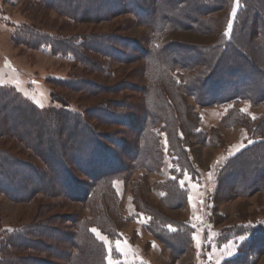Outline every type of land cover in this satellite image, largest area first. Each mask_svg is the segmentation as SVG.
I'll return each mask as SVG.
<instances>
[{"label":"rangeland","instance_id":"1","mask_svg":"<svg viewBox=\"0 0 264 264\" xmlns=\"http://www.w3.org/2000/svg\"><path fill=\"white\" fill-rule=\"evenodd\" d=\"M109 1L0 0V86L13 88L40 109L52 106L53 102L70 104L74 111L85 114L89 127L109 135L104 143L114 145L118 152L121 151L119 146L111 140L124 139L129 149L119 153V165L113 164L111 159L86 165V169L109 173L127 169L133 158L140 157L133 152L137 138L130 127L143 120L145 98L142 89L149 83L156 88L163 85L171 92L169 99L177 112L178 131L188 150L189 160L199 173L180 172L176 157L168 151L166 134L161 132L164 160L160 171L134 168L131 175L124 172L121 178L112 182L116 194L110 200L103 199L107 209L113 210L111 217L116 234L111 236L101 229V221L92 218L97 207L89 202L83 203L65 195H38L30 202H16L0 192V248L7 238L5 235L16 227L32 224L36 219L47 220L45 222L52 228L62 231L57 233L52 229L58 234V239L66 240L64 234L73 232L70 220L82 218L90 225V231L96 238L104 242L106 264H264V165L261 158L252 155L241 158L242 163H238L245 166V169L241 166L245 170L242 172L234 161L244 149L264 141V131L251 132L247 125H230L229 121L223 120L234 109L258 120L264 116V102L255 104L249 100H238L220 105L199 104L186 94L181 80L185 73L199 76L200 84L195 85L204 93L205 101L210 100L217 91L213 85L215 82H207L209 86H205V66L191 71L182 69L165 55L163 48L166 44L172 46L171 57L190 62L205 59L214 66L215 53L206 51V54L198 56L195 51L215 43L220 35L200 34L190 28H174L159 35V28L154 30L148 21L155 20L160 24V14H171L173 9L162 5L156 7L153 14L155 6L149 5L147 0H112V7L107 5ZM204 1L190 0L191 9H185V12L192 15L194 9L203 11ZM134 2L142 3L146 13L136 16L126 11L116 12V8L126 3L133 7ZM245 2L247 0H230L228 31L223 43L229 41L234 22L240 21L239 13ZM79 3L81 8H77ZM219 5L214 3V6ZM58 9L70 12L75 18L66 17ZM261 13L264 14L263 9ZM225 18L226 10L218 14L220 21ZM260 23H264V17ZM33 31L55 36L58 40L74 41L85 45V48H81L79 53L71 50L73 54L65 49L57 50L46 41L37 46L36 41H26L34 38L31 36ZM192 48L197 49L194 51ZM254 50L262 56L264 45ZM151 53L154 59L149 67V59L145 55L150 56ZM262 57L264 59V55ZM224 58L229 66L244 62L231 51L224 54ZM252 74L251 87L263 91L264 78ZM243 85L238 83V86ZM11 113L17 119L21 118L20 112ZM99 115H104L106 120L97 119ZM25 129L29 128L25 126ZM46 135H50L48 130L44 139ZM67 142L58 144L55 151H47L45 147V157L53 160V155L66 153V157L74 159L80 146ZM0 149L11 152L26 163L46 168L41 158L16 137H0ZM71 167L79 179L91 184L89 176L74 164ZM173 171L180 172V176H175ZM169 180H175L179 187L188 191L184 207H174L171 201H165L166 182ZM46 185L53 190L59 189L58 185L63 187L61 181L56 184L52 179H46ZM6 186V182L0 179V187L5 189ZM112 200L117 207L111 204ZM144 203L172 222L168 225L171 232L182 233L183 239L170 241L174 246L173 254L148 229L151 217L145 212ZM174 222H183L190 229L185 230L180 223ZM45 231L48 233L50 230ZM183 240L186 251L182 249ZM44 242L43 238L38 239L31 248L22 250L0 249V264H7V261L11 264L15 259L17 263L20 259L22 264H68L65 259L52 257ZM48 245L58 246L57 255L59 251H64V254L66 251L74 252L69 243Z\"/></svg>","mask_w":264,"mask_h":264},{"label":"trees","instance_id":"2","mask_svg":"<svg viewBox=\"0 0 264 264\" xmlns=\"http://www.w3.org/2000/svg\"><path fill=\"white\" fill-rule=\"evenodd\" d=\"M93 1L98 3V1L101 2L103 0ZM117 1L119 0L115 2ZM111 2L112 0H110V4L108 3L107 5L112 7L113 2ZM147 2L149 5L155 6V9L152 10L153 14L155 10L162 5H167L170 9L174 10H171V14H160V24L155 22V20L148 21L149 26L154 30L159 28V35L165 33L166 30L174 28H190L200 34L220 35L215 43L207 47L198 48L197 52L195 51L197 48L195 50L192 48L196 54L198 53V56L206 54V51L207 53H215L217 58L214 66H211L205 59L198 61V63L190 62L182 58L177 59L176 57H171L173 55L172 51H174L171 48L172 46L166 44L163 48L165 55H168L170 59L182 69H190L191 71L199 66H205V72H207L206 80L204 81L205 86L206 84L209 86L207 82H215L213 85L217 93L212 96V100L205 101L204 93L200 92V88L196 86L197 83L200 84L198 80L199 76L195 77L194 74L185 73L181 83L187 95L194 97L201 105L210 103L212 105H220L238 100H249L255 104L264 102V90L260 91L253 88L250 83L253 78L250 76L251 73H253L252 75L255 77L264 78V59H262L264 52H261L262 56H260L256 50H254L255 47L259 49L264 45V23L259 24L260 20L264 17V14L261 13V9L264 10V0H247V2L244 3L245 7L242 9V12L239 13L240 21L234 22L233 29L231 30V37L228 39L229 41H225L224 43L222 41L226 39L224 36L228 31V20L230 18L228 7L230 0H205L202 3L204 7L203 11L194 9L192 11L194 14L192 15L185 12V9H191L190 0H147ZM216 2L220 3L218 7L214 6ZM141 4L140 2H134V6L132 7L126 3L125 6L123 5V7L119 6L116 8V12L126 11L125 13H134L136 16L140 13L145 14L147 10ZM77 6V8L82 7L80 3ZM225 10L226 18L220 21L218 19V14L221 11L225 12ZM58 11L68 18H75L72 17L73 14L70 12L68 13V11L62 9H58ZM31 33V36L34 38L29 36L30 38L26 41H28V43L36 41L35 44L37 46L42 45V41H46V43L51 44L57 50L65 49L70 53H77V51L79 53L81 48H85V45L74 41H72V43L71 41L58 40L55 36L51 37L47 34L41 35L40 32L33 31ZM214 47H217V49L215 50ZM179 48L181 49L183 46ZM229 51L239 55L244 62L232 66L227 65V63H225L224 54ZM259 51L262 50L260 49ZM152 53L150 56L147 54L145 55V57L149 59V67L153 65L152 60L154 56ZM222 66L224 67L222 68ZM247 81L249 82L247 83ZM238 83H244V85L238 86ZM217 86H219V88ZM142 91L145 98V110L142 111L143 120L140 123L131 124L132 126L130 127L137 138V143L133 152L138 153L140 157L133 158L132 165L127 169L101 173L96 170L86 169V165L89 163L97 164L98 160L109 162L110 159L113 164L119 165V153L124 149H129L124 139L111 140L115 145L119 146L121 151L118 152L115 150L114 145L110 146L104 143L109 139V135H104L94 128L92 129V127H89L90 123L86 119L85 114L82 111H74L70 104H55V102H53L52 106L40 109L30 100L23 98L13 88L0 86V137H16L27 148L33 150L36 155L41 158L46 167L43 168L26 163L18 159L11 152L0 149V179L7 184L5 189L0 187V192L9 195L16 202H30L38 195L44 197L65 195L68 198H74L83 203L89 202L97 207V209L93 211L92 218L96 221H101V229L105 231V234L109 236L113 233L116 234L115 222L111 217L113 210L107 209L105 204L102 203L103 199L110 200L112 199V195L114 196L116 194L112 182L117 178H121L124 172L131 175L134 173V168H144L149 172L160 171L164 160L160 145L161 132L166 134L168 151L176 157V164L180 172L185 173L187 171L193 174L197 173V170L194 169L192 162L189 160L188 150L186 146L183 145V140L178 131L179 124L177 123V112L175 107H173L174 104L169 99L171 92L163 85L162 88H156L152 83H149ZM11 112H20L21 118L17 119L13 116L14 113ZM105 115L109 116L108 112H105ZM104 117V115H99L97 119L104 122L106 120ZM223 120L224 122L229 121L230 125H247L249 130L255 133L259 131V129L264 131V116L258 120L251 119L249 115L242 113L238 109L231 110L224 116ZM174 122L176 123L173 124ZM69 124L72 125L70 126ZM25 126L29 129L26 130ZM157 127H161L160 131L157 130ZM47 130L50 135H46L47 138L44 139V134H47ZM83 132L84 134L86 132L87 135H84ZM61 142H67L72 145L78 144V146H80V149L75 153L76 157L74 159L66 157V153L65 155H53V160L52 158L48 159L45 157L43 153L45 152V147L48 149L47 151H55L56 147ZM65 145L67 144L65 143ZM251 155L252 157L261 158L262 165H264V141H260L259 144L244 149L239 153L237 159L234 160L236 164H238L239 169L242 166L239 164L242 163L240 159H246ZM72 164L90 177L91 184L88 185L78 178L71 167ZM242 168L245 169V166H242ZM244 169H242V172L245 171ZM180 172L173 171L175 176H180ZM4 178H6V180ZM58 178L63 187L60 188V185H58L59 189H48L46 179H52L56 184H59L60 181ZM166 184L168 185L165 189L167 195L165 201H171L174 207H184L187 201L188 191L179 187L178 182L175 180H169ZM232 189L233 188H231L230 191H232ZM234 192L237 191L234 190ZM115 199H117V196ZM98 201L101 203L99 204ZM102 204H104L103 207L101 209L98 208V206ZM111 204L116 206L114 201ZM144 210L149 213L151 217V223L148 225V229L156 238L165 243L173 254L174 246L170 241L181 239L182 233L171 232L168 229V225L172 222H168V218L158 210L149 207L148 204H145ZM117 211L119 212L118 208ZM45 221L47 220L36 219L28 226L16 227L8 235L4 236L7 238H5V242L1 244L2 248L0 249L4 248L3 250H5L8 247L14 250L31 248L38 239L43 238L45 241L43 243L44 247L46 246V249L50 248L52 257L65 259L68 264H106V246L103 241L96 238L90 231V225H88L84 219L74 218L70 220L73 223V232L71 235H65L63 233L66 240L58 239V234L53 231L56 229L52 228V225L47 224ZM177 223H180V227L185 230L190 229V227L183 222H174L173 224ZM45 230L50 231L47 233ZM56 242L60 244L69 243L74 252L67 253L66 251V254H64V251H59L57 255L56 249H58V246L51 247L48 245L49 243ZM186 244L188 243L186 242ZM182 246H184L182 249L186 251L184 240ZM14 262L16 264H22L20 259L18 263L16 259L11 261V264H14ZM8 263L7 261V264ZM42 263L44 262L42 261Z\"/></svg>","mask_w":264,"mask_h":264},{"label":"snow or ice","instance_id":"3","mask_svg":"<svg viewBox=\"0 0 264 264\" xmlns=\"http://www.w3.org/2000/svg\"><path fill=\"white\" fill-rule=\"evenodd\" d=\"M183 183H184V182H183V181H181V184H183ZM241 239L243 240V239H246V238H241Z\"/></svg>","mask_w":264,"mask_h":264}]
</instances>
